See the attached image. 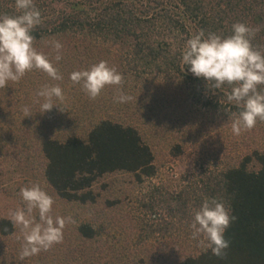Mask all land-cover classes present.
<instances>
[{"label": "trees", "instance_id": "obj_1", "mask_svg": "<svg viewBox=\"0 0 264 264\" xmlns=\"http://www.w3.org/2000/svg\"><path fill=\"white\" fill-rule=\"evenodd\" d=\"M34 3L42 23L32 33L33 46L63 79L52 80L36 69L22 77L29 115L24 112V120H9L5 127L0 182L16 178L5 191L23 205L21 188L39 183L54 202L88 212L89 217L76 221V241L62 249L61 264H73L75 255L78 264H264V122L234 135L231 124L238 109L226 100L230 88L213 89L181 60L193 33L203 29L227 36L237 22L258 30L252 44L264 52V0ZM4 14H19L15 0H0ZM53 41L63 45L58 62ZM100 61H107L123 81L119 88L106 86L93 100L70 74ZM45 85H58L64 95L42 113L43 100L36 94ZM121 93L131 100L114 102ZM141 126L166 129L178 134L177 140L211 130L225 161L214 170L202 167L196 178L178 185L151 186L137 199L138 215L128 214L126 195L158 173L154 149ZM183 144L170 143L169 154L181 157ZM117 176L128 182L113 183ZM206 198L223 200L235 217L225 233L229 248L223 258L212 255L202 237L192 238L194 211ZM16 232L10 219L0 218V260L3 243ZM111 232L126 235L125 247L107 249ZM166 243L169 248L162 245Z\"/></svg>", "mask_w": 264, "mask_h": 264}, {"label": "clouds", "instance_id": "obj_2", "mask_svg": "<svg viewBox=\"0 0 264 264\" xmlns=\"http://www.w3.org/2000/svg\"><path fill=\"white\" fill-rule=\"evenodd\" d=\"M17 15H0V88L8 82H18L26 72L43 71L52 80L63 79L48 56L38 52L34 45V29L42 23L40 10L34 0H15ZM257 29L244 23L232 25L230 35L215 32L205 34L203 29L193 33L185 42L181 60L185 69L197 79L211 84L213 89L230 88L226 95L229 104L238 112L233 113L231 130L240 135L251 130L258 121L264 122V52L254 48L252 40ZM55 60L62 59L63 45L53 41ZM70 79L82 85L90 99H96L106 86L122 85L123 77L107 61H100L86 70L74 71ZM42 98V113L51 111L55 100L63 99L58 85H45L36 94ZM131 97L121 93L114 97L116 103H127ZM29 109L25 107L27 114ZM23 208L10 211V221L20 228L23 244L20 258L36 256L63 240V232L70 217L53 216L54 199L39 183H32L20 190ZM35 213V214H34ZM235 217L223 200L206 198L194 211L190 225L192 238L202 237L212 255L223 258L229 248L225 233Z\"/></svg>", "mask_w": 264, "mask_h": 264}, {"label": "rangeland", "instance_id": "obj_3", "mask_svg": "<svg viewBox=\"0 0 264 264\" xmlns=\"http://www.w3.org/2000/svg\"><path fill=\"white\" fill-rule=\"evenodd\" d=\"M19 117L24 120V78H21L18 82L10 81L4 88H0V164H3L2 158L5 156L6 152L5 138L8 136V132L4 131L5 127L9 120H18ZM141 129L147 132V139L154 149L158 173L157 178L152 182L148 183L146 181L140 187L136 188L133 193L126 195L127 200H125V204L127 206L125 207V211L128 212V214L130 212L132 214L134 213V216L138 215L137 199L139 201V199L150 190L151 186L167 188L170 187V185H178L179 180L196 178L197 175L202 172V167H209L214 170L216 167H220L223 161H225L224 156L218 154L219 151L223 153V147L220 149L221 145L217 135L211 130H202L197 135L193 136V138L183 135L181 140H177L176 137H178V134L172 135L166 129H149L144 126H141ZM173 141L184 143L183 155L179 158H175L169 154L170 143ZM15 179L16 178H14V180H12V178H4L0 182V218L10 219V211L24 207L21 202L14 200L10 194L8 196L5 191L6 188L13 187L12 183ZM111 180L114 181L113 183L115 184L124 181L128 182L127 179L118 176ZM111 180L109 179V181ZM107 195L110 194L108 193L106 196ZM52 215L70 217L72 221L66 224L61 243L53 245L47 251H41L36 256L21 259L19 253L21 245L23 244V237L20 228L17 226L15 237L4 242L2 245L5 248V255L2 260H0V264H61L60 259H64L62 249L68 244V241L70 243H75L76 241L74 233L76 221L79 219H86L89 217V214L85 210L76 207L65 208L64 205L54 202ZM125 238H127L126 235L122 233L118 234V232H115V234H113V232H111V234L106 237L107 249L125 247ZM152 243L150 249L154 250L157 244H155V242ZM162 245L168 248L170 247L167 243ZM87 246L90 245L88 244ZM188 246L189 249L192 250L194 247L193 242H189ZM89 248L91 249V246ZM78 260V255H75L73 264H78ZM87 264H90V261Z\"/></svg>", "mask_w": 264, "mask_h": 264}]
</instances>
